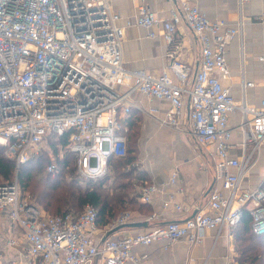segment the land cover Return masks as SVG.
I'll return each mask as SVG.
<instances>
[{"label": "built area", "instance_id": "obj_1", "mask_svg": "<svg viewBox=\"0 0 264 264\" xmlns=\"http://www.w3.org/2000/svg\"><path fill=\"white\" fill-rule=\"evenodd\" d=\"M141 1L132 17L123 18L109 0H0V144L18 167L48 138L66 135L76 174L98 178L107 172L110 156L126 153L123 120L132 106L131 91L166 99L169 107L161 123L174 127H179L188 97L191 131L197 144L208 147L213 161L207 208L132 235L105 236L129 222L130 212L122 211L99 236L92 205L79 213L51 215L22 197L16 178L1 182L0 213L7 214L9 232L16 226L20 229L28 264H139L146 254H136L135 247L161 242L168 249L182 239L198 243L205 229L219 233L223 226L235 225L244 212L252 231L264 233V189L261 184L243 185L264 144V100L247 103L244 95L253 82L242 78V98L236 101L227 82L225 46L242 32L243 20L230 26L209 19L190 0H175L168 16L160 18ZM258 19L264 20V11ZM180 22L186 23L200 46V63L193 75L176 55ZM130 25L146 28L149 37L160 34L166 42L167 63L158 75L125 67L121 39L124 27ZM257 60L264 75V55ZM124 85L127 89L121 90ZM236 112L239 119L233 127L230 115ZM235 130L237 141L232 140ZM54 168L51 162L47 171ZM178 180L173 172L168 182ZM161 188L160 183H143L138 198L150 203ZM162 207L187 209L174 201L172 193Z\"/></svg>", "mask_w": 264, "mask_h": 264}, {"label": "crops", "instance_id": "obj_2", "mask_svg": "<svg viewBox=\"0 0 264 264\" xmlns=\"http://www.w3.org/2000/svg\"><path fill=\"white\" fill-rule=\"evenodd\" d=\"M190 1L198 5L209 19H221L230 26H235L239 19L243 20L242 32L231 38L225 46L230 72L227 82L231 85V92L236 101L242 98L240 90L242 78L253 82L244 95L247 103L258 104L264 100V75L261 71L262 65L257 60V56L264 55V20L258 19L264 11V0ZM109 2L112 9L124 18L132 17L142 1L109 0ZM143 2L157 17L166 18L175 0ZM175 35L176 55L189 66L193 75L200 63L199 43L184 22L177 25ZM166 49L167 44L160 34L149 37L144 27L137 25L124 27L121 50L127 69H144L158 75L167 63ZM120 89L126 90L127 86H121ZM128 100L132 106L126 117L129 116V122L132 121L134 126L131 131H136V159L126 166L125 170L132 168L130 181L135 191L134 201L130 202V208L126 210L131 214L129 222L112 232L111 236L132 235L156 224L183 220L194 211L206 210L209 189L214 181L213 161L209 156L208 147L196 143L189 125L188 97L185 98L179 117V127L161 123L164 111L169 107L166 99L148 98L140 92L131 91ZM238 119V113H232L231 126L234 127ZM127 123L128 121L124 124L128 127ZM239 137L238 130H235L232 140L237 141ZM173 172L177 173L179 180L177 184L172 185L168 179ZM250 172L254 176L252 182L248 181L250 184L247 180L244 182L249 178L247 176L243 180V185L255 187L261 184L264 178V144L260 147L257 162L250 168ZM148 182L162 184V191L157 193L150 203L144 204L145 202L138 198L137 189L139 185ZM170 193L174 195L176 203L187 209L182 211L163 209L162 201ZM235 225L223 226L219 233L214 229H205L202 240L198 243L182 239L164 249L163 243L153 242L143 247H135L134 252L146 254L139 264H225L230 260L236 261ZM8 226L7 214L1 212L0 264H28L23 256L26 242L20 229L16 226L9 232ZM98 229L100 236L104 226ZM9 239H14L16 244L9 245ZM91 264L96 262L93 261Z\"/></svg>", "mask_w": 264, "mask_h": 264}, {"label": "trees", "instance_id": "obj_3", "mask_svg": "<svg viewBox=\"0 0 264 264\" xmlns=\"http://www.w3.org/2000/svg\"><path fill=\"white\" fill-rule=\"evenodd\" d=\"M128 117H125L123 122L126 124L128 121V127L124 124L126 127L124 134L127 139L126 153L123 156H110L107 160V172L102 177L89 178L83 186L81 185V179L73 175L76 173L75 156L68 150L64 135L48 138L47 141L52 149L49 153L36 154L18 167H15L13 159L5 156V146L0 144V183L11 182L16 178L19 188L28 191L36 204L51 215L79 213L85 205H92L97 210V226H105L120 210H128L130 202L134 201L133 186L130 181L132 168L125 170V167L136 159V131H131L134 126L132 121L129 122ZM57 148L64 150L60 157L56 155ZM52 154L55 155V159H50ZM47 157L50 158L43 165L44 158ZM51 162L55 164L54 170L43 172L40 176L34 177V182L33 179L30 182L33 174L32 164L38 166L36 172L40 173ZM261 186L264 189V181ZM80 207L82 208L78 210ZM234 240L238 261L264 264V233L256 234L252 231L247 212L243 213L235 225Z\"/></svg>", "mask_w": 264, "mask_h": 264}, {"label": "rangeland", "instance_id": "obj_4", "mask_svg": "<svg viewBox=\"0 0 264 264\" xmlns=\"http://www.w3.org/2000/svg\"><path fill=\"white\" fill-rule=\"evenodd\" d=\"M231 124V123H230ZM52 149H51V145H50V143L48 142V141H46V142H43L42 143V145H41V147H40V150L38 151V153L37 154H41V153H44V154H47V153H49L50 151H51ZM63 152H64V150L62 149V148H57V153H56V155H58V157H60V156H62V154H63ZM52 157L50 158V157H47V158H44V162H43V165H44V163L48 160V158H50V159H55V155H51ZM32 164V163H31ZM33 165V167H32V175H31V179H30V182H31V180L34 182V177H37V176H40L41 175V173H43V172H46L47 171V166H48V164L45 166V168H43L44 170H42L40 173H37L36 172V168L38 167L36 164H32ZM34 170V171H33ZM256 173V172H255ZM255 173H254V175H255ZM73 175L74 176H76L78 179H81V181H80V183H81V185L83 186L84 184H85V182H86V180L87 179H84V178H81V177H79L76 173H73ZM247 176L249 177V178H246L245 180H244V182L247 180V182L248 181H251L252 182V180H253V178H254V176L251 174V172L249 173L248 172V174H247ZM91 179H96V178H91ZM248 184H250L249 182H248ZM106 187V186H105ZM106 189L107 190H109L108 189V187H106ZM105 189V190H106ZM21 190V195H22V197L24 198V199H26L27 201H29V202H32V203H34V204H36V202L34 201V198L31 196V194L28 192V191H24V190H22V189H20ZM135 191L133 190L132 191V194L134 193ZM108 193L110 194V191H108ZM82 207H80L78 210H80ZM123 211H126V210H123ZM122 211L120 210L119 211V213H121ZM118 213V214H119ZM117 214V215H118ZM116 215V216H117ZM236 261L237 262H239V263H242V264H249V263H247V262H240V261H238L237 259H236Z\"/></svg>", "mask_w": 264, "mask_h": 264}, {"label": "water", "instance_id": "obj_5", "mask_svg": "<svg viewBox=\"0 0 264 264\" xmlns=\"http://www.w3.org/2000/svg\"><path fill=\"white\" fill-rule=\"evenodd\" d=\"M196 211H194L192 214H191V216L195 213ZM134 224V223H133ZM125 225H127V223L125 224ZM121 227V226H120ZM116 230V229H115ZM114 230H110V231H108L107 233H106V235L105 236H108V235H110V234H112V232H113Z\"/></svg>", "mask_w": 264, "mask_h": 264}]
</instances>
